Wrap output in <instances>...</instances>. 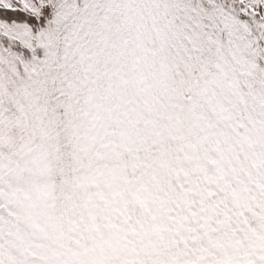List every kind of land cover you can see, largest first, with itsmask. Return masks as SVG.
I'll return each instance as SVG.
<instances>
[{
    "label": "snow or ice",
    "instance_id": "obj_1",
    "mask_svg": "<svg viewBox=\"0 0 264 264\" xmlns=\"http://www.w3.org/2000/svg\"><path fill=\"white\" fill-rule=\"evenodd\" d=\"M0 264H264V0H0Z\"/></svg>",
    "mask_w": 264,
    "mask_h": 264
}]
</instances>
